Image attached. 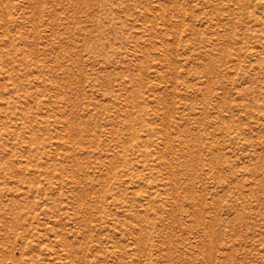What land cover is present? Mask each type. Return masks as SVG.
<instances>
[{"label":"rangeland","instance_id":"rangeland-1","mask_svg":"<svg viewBox=\"0 0 264 264\" xmlns=\"http://www.w3.org/2000/svg\"><path fill=\"white\" fill-rule=\"evenodd\" d=\"M0 264H264V0H0Z\"/></svg>","mask_w":264,"mask_h":264}]
</instances>
